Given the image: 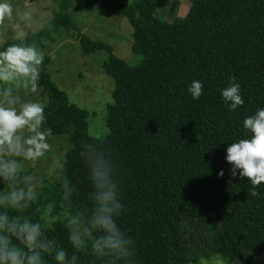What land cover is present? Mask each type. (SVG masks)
Returning a JSON list of instances; mask_svg holds the SVG:
<instances>
[{
  "label": "trees",
  "instance_id": "16d2710c",
  "mask_svg": "<svg viewBox=\"0 0 264 264\" xmlns=\"http://www.w3.org/2000/svg\"><path fill=\"white\" fill-rule=\"evenodd\" d=\"M188 1L185 16L166 23L155 15L164 0H98L128 19L130 49L142 57L133 68L111 55L109 45L78 31L71 14L83 5L75 7L72 0H56L58 11L41 29L23 41H4L0 51L18 43L41 47L57 32L71 31L83 54H110L102 63L113 82L108 132L91 138L111 151L124 205L117 223L134 242L135 264H200L210 257L227 264H264V184L252 196L251 182L239 175L232 179L233 166L226 160L231 143L252 135L244 120L264 109V0ZM48 64L44 59L38 82L45 127L53 136H66L69 147L57 179L44 183L28 214L39 219L36 208L54 202L52 214L62 218L47 231L71 256L64 214L84 212L88 205L89 174L80 144L90 137V114L68 101L48 75ZM232 76L244 100L235 111L222 97ZM194 80L203 86L199 99L188 90ZM64 177L75 189L68 199ZM78 264L101 261L81 253Z\"/></svg>",
  "mask_w": 264,
  "mask_h": 264
},
{
  "label": "clouds",
  "instance_id": "9594fccd",
  "mask_svg": "<svg viewBox=\"0 0 264 264\" xmlns=\"http://www.w3.org/2000/svg\"><path fill=\"white\" fill-rule=\"evenodd\" d=\"M13 5L0 0V26L13 19ZM20 22L11 25L15 37L23 41L27 35L23 25L33 21L31 9L17 13ZM44 53L35 44H12L0 51V181L6 185L0 190V264H78L79 254H87L101 264H135L134 242L118 226L117 218L124 205L121 203L115 164L110 149L94 138L81 140L80 156L88 169L90 190L84 212L64 214V228L73 248L67 250L48 234V226L58 217L53 215L55 203L37 207L39 219L28 214L38 203L39 191L44 183L36 176L26 174L24 162L53 155L52 170L62 169L61 158L49 143L52 129L46 128L45 105L39 101L24 100L23 93H35L41 75ZM222 90V97L235 111L243 106L241 87L236 77ZM189 92L194 99L203 93L202 83L193 81ZM244 128L252 135L231 143L227 148V162L232 165L231 177L247 178L255 188L264 184V109L244 120ZM220 177L224 172L220 171ZM64 198L71 197L75 189L64 177Z\"/></svg>",
  "mask_w": 264,
  "mask_h": 264
},
{
  "label": "rangeland",
  "instance_id": "374dc122",
  "mask_svg": "<svg viewBox=\"0 0 264 264\" xmlns=\"http://www.w3.org/2000/svg\"><path fill=\"white\" fill-rule=\"evenodd\" d=\"M120 3H131L133 0H113ZM14 13L11 21L0 26V44L6 40L17 39L11 27L20 22L17 13L31 9L33 21L23 25L26 33H34L41 29L58 11L56 0H39L29 3L28 0H9ZM75 7L83 5L82 9L72 12V20L87 38L109 45L111 55L122 60L127 66L136 67L142 60L141 55L131 51L133 29L124 17L116 16L110 7L99 5L98 0H72ZM190 3L188 0H164L162 7L156 11V16L166 23L183 17ZM48 59L47 73L58 88L66 93L68 101L89 112L87 118V133L90 137L102 139L107 135L105 126L106 107L112 103L111 92L113 82L103 71L102 63L110 55L101 50L85 55L78 41L73 38L71 31H59L53 36L52 42H46L38 47ZM24 100L39 101L45 104L39 89L35 93H23ZM49 143L53 152L63 162L65 152L69 147L66 136H53ZM53 155L49 153L35 164L24 162V171L41 179L43 183L53 184L57 179L59 168L52 170ZM6 187V185H3ZM41 190V189H40ZM40 190H38L40 192ZM58 219L62 214L56 215ZM196 264V263H191ZM200 264H227L219 257L201 258Z\"/></svg>",
  "mask_w": 264,
  "mask_h": 264
},
{
  "label": "crops",
  "instance_id": "0c3cea01",
  "mask_svg": "<svg viewBox=\"0 0 264 264\" xmlns=\"http://www.w3.org/2000/svg\"><path fill=\"white\" fill-rule=\"evenodd\" d=\"M184 16H185V15H184ZM184 16H183V17H184ZM181 17H182V16H181ZM181 17H180V18H181Z\"/></svg>",
  "mask_w": 264,
  "mask_h": 264
}]
</instances>
